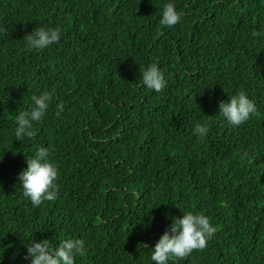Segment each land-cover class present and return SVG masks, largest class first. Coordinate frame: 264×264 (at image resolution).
<instances>
[{"label": "trees", "instance_id": "16d2710c", "mask_svg": "<svg viewBox=\"0 0 264 264\" xmlns=\"http://www.w3.org/2000/svg\"><path fill=\"white\" fill-rule=\"evenodd\" d=\"M167 2L0 0V264H29L33 238L71 237L87 244L75 264H155L151 247L186 211L216 232L169 264H264V0H174L181 20L164 26ZM41 26L61 40L29 50ZM152 62L160 92L142 82ZM242 89L259 111L234 127L219 105ZM43 91L46 117L16 139L15 116ZM40 146L60 196L34 206L18 173Z\"/></svg>", "mask_w": 264, "mask_h": 264}, {"label": "clouds", "instance_id": "9594fccd", "mask_svg": "<svg viewBox=\"0 0 264 264\" xmlns=\"http://www.w3.org/2000/svg\"><path fill=\"white\" fill-rule=\"evenodd\" d=\"M181 20V13L177 11L174 0H168L164 5L160 23L164 26H174ZM0 34H8V29L0 25ZM254 35H260L259 32ZM62 30L59 26H41L26 35L25 47L45 49L53 43H59ZM141 73L143 85L148 89L160 92L167 85L165 71L158 63L146 65ZM53 100V94L43 91L33 93L27 110H21L15 116L14 135L23 141L34 135L33 122L42 121ZM57 115L63 111V104H59ZM256 102L249 97L246 90H239L236 94L221 100L219 112L232 126H239L258 114ZM211 129L208 120L197 122L194 132L203 140ZM27 167L18 173L19 183L22 185L23 195L34 206L43 201H54L60 196L58 179L60 169L58 164L50 158V151L46 146H40L36 154L26 160ZM169 214L166 213V216ZM173 222L170 230H165L154 247H151V260L155 264H169V261L187 257L195 249H204L208 241L216 232L210 217L203 212L186 211L182 216L170 217ZM25 259L29 264H75L77 256L83 257L87 252L86 241L82 238H65L58 245L48 238H33L26 245ZM0 256L3 261L4 247L0 245Z\"/></svg>", "mask_w": 264, "mask_h": 264}]
</instances>
